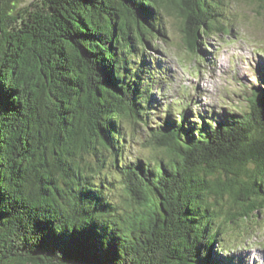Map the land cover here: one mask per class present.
<instances>
[{"label": "trees", "instance_id": "obj_1", "mask_svg": "<svg viewBox=\"0 0 264 264\" xmlns=\"http://www.w3.org/2000/svg\"><path fill=\"white\" fill-rule=\"evenodd\" d=\"M40 1L1 2L0 264H225L222 226L264 215V88L212 126H151L137 75L164 14L192 51L226 30L219 0ZM125 122L163 155L130 158Z\"/></svg>", "mask_w": 264, "mask_h": 264}, {"label": "rangeland", "instance_id": "obj_2", "mask_svg": "<svg viewBox=\"0 0 264 264\" xmlns=\"http://www.w3.org/2000/svg\"><path fill=\"white\" fill-rule=\"evenodd\" d=\"M219 2L216 12L226 30L201 34L203 44L195 51L187 47L179 19L167 14L161 22L165 35L149 41L145 64L150 62V67L146 65L137 75L150 88L151 102H159L150 103L147 109L151 126L169 119L179 121L184 111L191 122L212 126L232 113L241 114L252 90L264 88V0ZM123 126L130 158L144 161L163 155L147 146L148 127L143 123L125 122ZM105 190L121 212L133 208L121 182L114 181ZM222 231L230 236L231 244L228 252L219 254L228 259L225 264H264V215L239 225L225 224Z\"/></svg>", "mask_w": 264, "mask_h": 264}, {"label": "water", "instance_id": "obj_3", "mask_svg": "<svg viewBox=\"0 0 264 264\" xmlns=\"http://www.w3.org/2000/svg\"><path fill=\"white\" fill-rule=\"evenodd\" d=\"M30 0H27V1H23V2H20L21 5H24V4H27ZM1 2L2 0H0V34H1Z\"/></svg>", "mask_w": 264, "mask_h": 264}]
</instances>
